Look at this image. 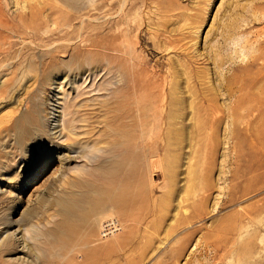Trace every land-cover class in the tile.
<instances>
[{"label": "rangeland", "instance_id": "rangeland-1", "mask_svg": "<svg viewBox=\"0 0 264 264\" xmlns=\"http://www.w3.org/2000/svg\"><path fill=\"white\" fill-rule=\"evenodd\" d=\"M69 65L134 82L138 110L122 98L120 123L132 127L134 108L137 150L105 155L72 187L62 170L68 181L47 180L23 207L58 163L48 140L27 139L29 159L14 122ZM173 82L179 109L163 98ZM0 146V228L17 219L39 264H264V0H0ZM65 191L86 217L62 218ZM99 211L109 215L88 228ZM111 215L120 230L101 240Z\"/></svg>", "mask_w": 264, "mask_h": 264}, {"label": "bare ground", "instance_id": "bare-ground-1", "mask_svg": "<svg viewBox=\"0 0 264 264\" xmlns=\"http://www.w3.org/2000/svg\"><path fill=\"white\" fill-rule=\"evenodd\" d=\"M61 64L65 66L64 63ZM65 69V71L55 69L51 74H46L48 75L47 78L40 80L41 82L30 98L31 111L27 114H21L14 122L13 132L16 135L15 140L20 143L24 142L21 144V148L24 153L31 155L29 159H33V153L28 152L31 150L29 144L31 143V146L40 150L41 144L48 140L51 143L49 146H55V150L53 153H48V151L47 156H50L51 160L58 163L57 167L36 185L31 194L27 196L23 207L30 205L31 197L42 198L41 191L47 186V180H53L54 182L68 181L66 172L62 170H68L67 173L73 174L72 180H69L70 182L68 183L72 187L75 182L78 183L76 179H79L80 175L86 170H101L105 155L118 153L123 145H125L128 152L129 150L134 152L137 150L138 142L137 140L134 141L137 136L134 124L137 125L138 122L133 118L132 111L134 108L128 113L132 127L124 128L120 123L122 98L128 100L131 104L130 106H134L135 110H138L139 106L135 98L137 87L134 82L131 81L129 84H124L122 80L124 81L125 76H122V73L112 66L106 68H104V65L103 67L97 65L79 66L76 72L74 71L75 73L69 71L70 65ZM102 71H104L103 74H101ZM176 81L178 82V80ZM178 84L173 82L168 92L166 90L163 92L165 94L163 98H166L167 93L171 95L168 105L177 109L183 104L182 89L179 88ZM47 87L49 89L48 93L46 92ZM45 93L48 94L46 97L44 96ZM172 95H174V98H172ZM129 96L132 98H128ZM28 106L26 104V107ZM127 129L129 130L127 131ZM27 139L30 140L28 146H26ZM36 141H39V143ZM5 183V180L0 181L1 192ZM67 188L66 185V190ZM61 194L62 196L58 197L56 202L62 218L68 220L74 216L86 217L91 208H82V196L81 198L77 197L71 191L61 192ZM101 198L100 196V198L95 199V202L100 200L99 202L108 203L112 206L120 204L118 199L115 200L112 197L105 200ZM19 209L15 213L21 215L25 213L26 208H23L21 212H19ZM106 215H109L108 211L95 213L89 219L87 227H93ZM114 217L111 215L107 216L106 219H114ZM106 219L100 223L99 233L103 230ZM118 225L119 221L117 220L114 224V229L109 231L114 232L104 238H101L99 234L98 238L103 240L116 235L120 230V225ZM30 246L32 245L28 240L26 228L18 224L17 219L11 220V217H9L4 226L0 228L1 262L3 264H39V258L34 251H31Z\"/></svg>", "mask_w": 264, "mask_h": 264}, {"label": "built area", "instance_id": "built-area-1", "mask_svg": "<svg viewBox=\"0 0 264 264\" xmlns=\"http://www.w3.org/2000/svg\"><path fill=\"white\" fill-rule=\"evenodd\" d=\"M117 220L118 219L115 217H114V219L110 218V219L105 220L103 230H101L99 233L101 238H104V237L110 235L112 232H114V231H112V232H109V231L114 229V224L116 223Z\"/></svg>", "mask_w": 264, "mask_h": 264}]
</instances>
